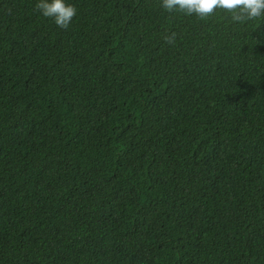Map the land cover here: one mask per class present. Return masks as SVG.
Segmentation results:
<instances>
[{"label": "trees", "instance_id": "16d2710c", "mask_svg": "<svg viewBox=\"0 0 264 264\" xmlns=\"http://www.w3.org/2000/svg\"><path fill=\"white\" fill-rule=\"evenodd\" d=\"M35 2L0 0V264H264V18Z\"/></svg>", "mask_w": 264, "mask_h": 264}, {"label": "clouds", "instance_id": "9594fccd", "mask_svg": "<svg viewBox=\"0 0 264 264\" xmlns=\"http://www.w3.org/2000/svg\"><path fill=\"white\" fill-rule=\"evenodd\" d=\"M160 4L165 11L199 19H207L221 10L235 23L264 18V0H160ZM35 7L59 28L69 27L77 13L71 0H36Z\"/></svg>", "mask_w": 264, "mask_h": 264}]
</instances>
